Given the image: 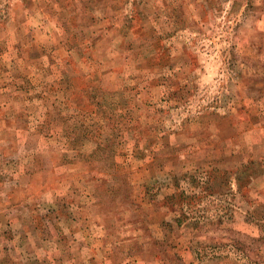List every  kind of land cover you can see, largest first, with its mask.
<instances>
[{
	"label": "rangeland",
	"instance_id": "374dc122",
	"mask_svg": "<svg viewBox=\"0 0 264 264\" xmlns=\"http://www.w3.org/2000/svg\"><path fill=\"white\" fill-rule=\"evenodd\" d=\"M0 264H264V0H0Z\"/></svg>",
	"mask_w": 264,
	"mask_h": 264
},
{
	"label": "trees",
	"instance_id": "16d2710c",
	"mask_svg": "<svg viewBox=\"0 0 264 264\" xmlns=\"http://www.w3.org/2000/svg\"><path fill=\"white\" fill-rule=\"evenodd\" d=\"M135 25H136V23L132 22L131 26L129 25V27L133 28V27H135ZM109 95H110L109 92L104 93V97H109ZM205 175H207L208 177H211L212 174L205 173ZM181 176H183L185 178L189 177V180L191 182L197 181L198 183H200V182L206 183V180H202L203 178H202V176H199V173H197V174L194 173V174H190V175L182 174ZM113 189H114V187H108V188H106V191H104V192L114 193L115 191ZM190 191H191L190 194H188L185 190L179 188L176 185L175 192L171 195L165 196L163 198V200H161L159 202H160V204L166 205V206H169V205L172 206L173 204L176 205L177 209L181 213V216L183 217L185 215L187 209H189L195 205L196 202L193 200H195V198L196 199L198 198V194H197L196 190H190ZM178 219H180V218H178Z\"/></svg>",
	"mask_w": 264,
	"mask_h": 264
},
{
	"label": "crops",
	"instance_id": "0c3cea01",
	"mask_svg": "<svg viewBox=\"0 0 264 264\" xmlns=\"http://www.w3.org/2000/svg\"><path fill=\"white\" fill-rule=\"evenodd\" d=\"M157 144H162L163 145V147L165 146V144H164V142H157ZM155 147H158L157 145L155 146ZM153 150H156V148H151L150 149V154H152L153 153ZM86 178H87V176H86ZM91 178V176H89V179ZM87 180H88V178H87ZM102 181V180H101ZM92 191V190H91ZM92 194H93V197L96 199V202H95V204L96 205H98L99 206V208L101 209V211H102V213H103V215H104V218H103V220L105 221V226H106V228H109V223H108V221L106 220V218H108V215L110 214V212H112V210H110V208H108V207H106V206H104V201L105 200H109V198H107V197H105V194H103V193H100V192H95V191H92ZM108 194H112V193H108ZM115 199H118L119 197H116V196H114V195H112ZM112 196H111V199H112ZM120 199V198H119ZM104 200V201H103ZM121 200V199H120ZM103 205V206H102ZM117 205H119V204H117V202L114 200L113 201V206H114V208L116 207V208H118L117 207Z\"/></svg>",
	"mask_w": 264,
	"mask_h": 264
}]
</instances>
